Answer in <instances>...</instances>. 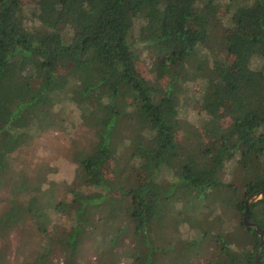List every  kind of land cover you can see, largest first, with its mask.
I'll list each match as a JSON object with an SVG mask.
<instances>
[{
	"label": "trees",
	"instance_id": "16d2710c",
	"mask_svg": "<svg viewBox=\"0 0 264 264\" xmlns=\"http://www.w3.org/2000/svg\"><path fill=\"white\" fill-rule=\"evenodd\" d=\"M224 1L0 0V190L9 192L0 264L9 232L25 223L44 242L25 264H81L89 240L102 264H254L256 252L264 264V244L258 251L242 222L246 200L264 189V0ZM133 40L151 50L156 80L139 69ZM197 82L204 119L184 129L177 107ZM62 103L91 133L73 142L72 161L95 189L67 187L66 203L54 200L49 167L8 177L32 129L62 125ZM130 161L147 181L121 179ZM50 210L73 226L46 227ZM248 215L264 234V199Z\"/></svg>",
	"mask_w": 264,
	"mask_h": 264
},
{
	"label": "rangeland",
	"instance_id": "374dc122",
	"mask_svg": "<svg viewBox=\"0 0 264 264\" xmlns=\"http://www.w3.org/2000/svg\"><path fill=\"white\" fill-rule=\"evenodd\" d=\"M221 4H225L224 0H221ZM30 6L27 7V9ZM32 7V6H31ZM26 9V14L30 13V10ZM219 16L222 18V23L220 27L221 33L225 26L228 25L226 13L224 12V6L221 8ZM29 19V18H28ZM27 19V20H28ZM29 26H32V22H28ZM142 25V21L138 20L134 24L133 35L136 36L138 28ZM132 50L137 56V62L139 69L143 75L149 80H156L157 74L153 70L154 56L151 50L143 44H139L136 41H132ZM202 57H212L210 55V49L204 48L201 52ZM255 67L258 66V63H255ZM201 88L199 82L190 84L186 87V90L182 94V98L178 104V119L182 128H195L198 130V126L204 119V115L198 109L195 100L198 98V94ZM64 122L57 129H51L46 132L35 131V128L31 130L32 139L28 145L23 146L18 149V151L12 155L10 159L11 170L9 176H12L13 173L18 171L27 172L32 174L35 169L39 166L49 167L52 169L51 173L47 177L50 181L53 195L55 196V202L66 203V190L67 187L74 186L77 189H80L84 192L95 191L93 187L87 188L83 186L81 180V175L79 173V167L76 163L72 161V153L74 151V143L82 147L85 143L87 137L91 133L82 126L79 112L77 108L68 103H62L56 107ZM178 132V140L182 143L186 142L183 138V129ZM126 151V155H127ZM228 169H232L230 164L226 166ZM122 173V180H127L129 184H138L141 182L147 181L144 175H141V169L139 166L134 163H130L124 167ZM106 173L109 176H113L111 164L106 166ZM162 176V175H161ZM7 177V176H6ZM160 180H171L172 173H164ZM70 189H74L71 187ZM9 192L6 190L4 184L0 190V210L5 207V200L8 198ZM65 197V198H64ZM219 207V206H218ZM185 206H180V209L185 210ZM59 212L50 210L48 212V217L44 221V225L49 229L55 225L62 231L68 230L73 226V222L70 219L59 216ZM28 223L15 227L5 241V257L3 264H25L26 256L34 255L38 245L43 244L44 242L39 241L38 237L32 236L25 232L28 227ZM192 230L187 228H182L180 235L184 238H190L193 236ZM108 237L111 238V235L108 234ZM127 242V241H125ZM160 244H164L161 242ZM100 249H97L96 245L93 242L87 241L84 245L83 252L81 254L80 263L81 264H102L100 259H98V253ZM203 263V262H202ZM201 263V264H202ZM54 264H62L59 260H54Z\"/></svg>",
	"mask_w": 264,
	"mask_h": 264
},
{
	"label": "water",
	"instance_id": "95a60500",
	"mask_svg": "<svg viewBox=\"0 0 264 264\" xmlns=\"http://www.w3.org/2000/svg\"><path fill=\"white\" fill-rule=\"evenodd\" d=\"M260 199H264V189L260 190V192H258V193H254L248 197V199L246 200V203H245V210H244V215L242 218L243 225L246 228L254 229L255 232L257 233V235L259 236L260 244L258 247V251L264 244V234L256 224L250 222L248 214H249V206L253 202H256ZM257 260H258V252H256L254 264H257Z\"/></svg>",
	"mask_w": 264,
	"mask_h": 264
}]
</instances>
